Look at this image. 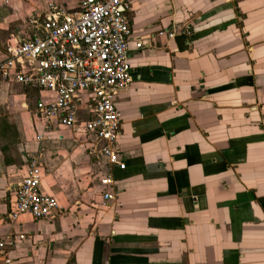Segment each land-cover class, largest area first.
Returning a JSON list of instances; mask_svg holds the SVG:
<instances>
[{
  "label": "crops",
  "instance_id": "obj_1",
  "mask_svg": "<svg viewBox=\"0 0 264 264\" xmlns=\"http://www.w3.org/2000/svg\"><path fill=\"white\" fill-rule=\"evenodd\" d=\"M50 8L78 5L0 0V62ZM127 17L132 82L115 100L125 169L45 128L46 94L0 84V239H15L0 264H264V0H131ZM30 164L64 211L53 221L9 218Z\"/></svg>",
  "mask_w": 264,
  "mask_h": 264
},
{
  "label": "built area",
  "instance_id": "obj_2",
  "mask_svg": "<svg viewBox=\"0 0 264 264\" xmlns=\"http://www.w3.org/2000/svg\"><path fill=\"white\" fill-rule=\"evenodd\" d=\"M76 3L78 10L73 12L50 8L44 15L30 16L29 25L38 33L24 35L6 49L0 62V84L15 82L46 94L41 95L35 110L45 128L57 125L75 132L90 142V151L106 168L123 170L115 100L132 82L128 45L132 31L127 17L131 0ZM175 31L189 34L188 27ZM141 48V43L135 45V50ZM36 140L40 142L42 135ZM112 182L109 176L102 184L107 187ZM8 194V215L13 222L27 217L36 222L53 221L64 213L53 196L41 191L34 164ZM104 198L110 200V193ZM14 243L10 237L1 238L0 254Z\"/></svg>",
  "mask_w": 264,
  "mask_h": 264
}]
</instances>
